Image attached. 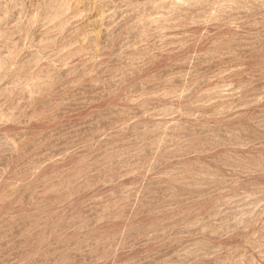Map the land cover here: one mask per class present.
<instances>
[{
    "label": "rangeland",
    "instance_id": "374dc122",
    "mask_svg": "<svg viewBox=\"0 0 264 264\" xmlns=\"http://www.w3.org/2000/svg\"><path fill=\"white\" fill-rule=\"evenodd\" d=\"M0 264H264V0H0Z\"/></svg>",
    "mask_w": 264,
    "mask_h": 264
}]
</instances>
